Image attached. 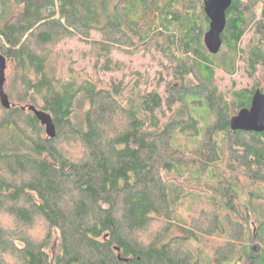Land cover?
I'll return each instance as SVG.
<instances>
[{
    "label": "trees",
    "instance_id": "trees-1",
    "mask_svg": "<svg viewBox=\"0 0 264 264\" xmlns=\"http://www.w3.org/2000/svg\"><path fill=\"white\" fill-rule=\"evenodd\" d=\"M203 1L0 0V264H258L264 131L230 118L264 92V8L233 0L210 53ZM73 36L106 71L113 50L156 46L172 70L164 95L133 100L123 81L75 71L56 51ZM238 60L254 84L224 93L215 72ZM27 105L51 115L54 137Z\"/></svg>",
    "mask_w": 264,
    "mask_h": 264
},
{
    "label": "rangeland",
    "instance_id": "rangeland-1",
    "mask_svg": "<svg viewBox=\"0 0 264 264\" xmlns=\"http://www.w3.org/2000/svg\"><path fill=\"white\" fill-rule=\"evenodd\" d=\"M248 1L249 3H255V15L259 16L264 8V0ZM91 36L95 39L100 37L96 31H92ZM257 40L258 34L254 32V29H250L243 36L242 46L248 47L256 43ZM125 50L127 48L123 47L122 50L115 49L111 52V61L114 64L117 63L118 67L106 71L102 68L99 69L104 58L97 61L96 56L91 51L90 44L80 39L79 36L63 39L56 48V51L65 59L66 64L71 65L75 71L90 76L97 72V75L107 83L123 81L124 95L128 98L137 100L139 92L151 90H156L164 95L166 81L172 79V70L170 66L168 67V59L156 46H151L149 49L141 48L135 53H129ZM237 65L239 68L234 75H229L220 69L216 70L215 83L220 91L225 93L230 89H250L253 86L254 80L246 73L243 60H238ZM261 208L264 210V203H261ZM44 230L45 224L38 220L36 222V233L42 236ZM251 245L254 248H260L258 240H252ZM257 263L264 264V253L261 254V259Z\"/></svg>",
    "mask_w": 264,
    "mask_h": 264
},
{
    "label": "water",
    "instance_id": "water-1",
    "mask_svg": "<svg viewBox=\"0 0 264 264\" xmlns=\"http://www.w3.org/2000/svg\"><path fill=\"white\" fill-rule=\"evenodd\" d=\"M233 0H204L203 10L209 19L208 29L204 34V43L210 53H217L222 45L221 34L226 25V12ZM6 57L0 51V103L3 107L11 106L7 93L4 91L6 80ZM41 124L45 127L48 137H54L56 128L51 115L34 105H27ZM232 130H244L263 132L264 131V92L256 88L251 96L250 105L241 108L230 118ZM1 238V235H0Z\"/></svg>",
    "mask_w": 264,
    "mask_h": 264
},
{
    "label": "bare ground",
    "instance_id": "bare-ground-1",
    "mask_svg": "<svg viewBox=\"0 0 264 264\" xmlns=\"http://www.w3.org/2000/svg\"><path fill=\"white\" fill-rule=\"evenodd\" d=\"M10 6H12V5H10ZM6 72V71H5Z\"/></svg>",
    "mask_w": 264,
    "mask_h": 264
}]
</instances>
